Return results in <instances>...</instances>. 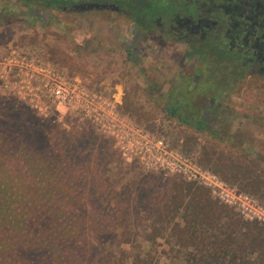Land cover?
I'll return each instance as SVG.
<instances>
[{
    "label": "rangeland",
    "instance_id": "1",
    "mask_svg": "<svg viewBox=\"0 0 264 264\" xmlns=\"http://www.w3.org/2000/svg\"><path fill=\"white\" fill-rule=\"evenodd\" d=\"M61 15L57 17L61 21L54 24L33 26L19 18L14 25L0 27V62L12 58L14 50L36 53L38 59L67 71L102 97L107 126L116 117L118 124L132 122L155 138H165L171 149L194 157L233 193L250 197L253 208L261 212L264 75L237 82L234 91L225 97L222 112H226L231 123L229 131L243 139L244 145L225 144L207 131L182 124L165 110L163 94L184 66L194 63V59L184 58V44L149 41L146 47H132L134 33L128 17L107 12L81 18ZM138 48L149 56L132 59L129 51ZM196 62L205 67L201 61ZM219 73L227 81V71ZM153 81L163 86L162 92H152ZM45 104L42 111L32 108L0 80V119L5 122L12 117L9 108L15 106L23 117L32 115L38 120L51 139L49 147L69 165L71 187L83 170L78 179L83 190L76 194L69 189L67 201L73 204L72 212L84 213L86 231H94L99 223L106 231H115L111 264H196L206 252H211L210 264H214V256L219 250L224 251L216 248L218 237L222 246H231L227 247L230 256L236 252L241 258L246 251L256 248L254 257L261 260L263 219L246 217L195 181L145 170L136 159H127L116 138L105 132L102 124L50 99H45ZM3 133L15 135L9 129ZM247 152L252 160L244 156ZM208 157L211 165L206 161ZM36 161L35 170L43 166L44 160L37 157ZM194 195L204 203L203 213L198 216L185 211ZM117 226L122 229L117 230ZM118 231L122 234L116 236Z\"/></svg>",
    "mask_w": 264,
    "mask_h": 264
},
{
    "label": "trees",
    "instance_id": "2",
    "mask_svg": "<svg viewBox=\"0 0 264 264\" xmlns=\"http://www.w3.org/2000/svg\"><path fill=\"white\" fill-rule=\"evenodd\" d=\"M7 14L5 11L1 15ZM226 52L228 50L221 54ZM198 60L204 68L199 67L196 60L193 65H185L172 87L163 94L165 110L186 126L207 131L225 144L243 146V139L229 131L231 123L226 112H222L225 97L234 91L237 82L244 80L239 73L242 65L233 66L223 56L214 54L211 44L201 47ZM221 70L227 71V81L219 73ZM150 86L152 92L163 90L158 82L153 81ZM9 112L12 117L5 122L0 119V264H111L115 231H106L102 223L95 226L94 231H86L84 213L72 212L73 204L67 201L69 189L76 194L83 190L78 185L82 183L78 179L83 170L75 182L72 180L71 187L67 176L69 165L49 147L51 139L41 129L42 124L32 115L23 117L15 106L10 107ZM8 129L18 137L5 135L3 131ZM62 137L69 138L68 135ZM244 156L249 160L253 158L249 152ZM37 157L44 161L43 166L35 170ZM206 161L211 165L210 157ZM203 205L194 195L185 211L198 216L203 213ZM185 214L182 215L187 217ZM219 240L220 237L216 248L224 251L219 250L214 256V264H264V254L261 260L254 257L256 248L239 258L236 252L230 256L228 248L231 246H222ZM211 257V252H206L196 264H210Z\"/></svg>",
    "mask_w": 264,
    "mask_h": 264
},
{
    "label": "flooded vegetation",
    "instance_id": "3",
    "mask_svg": "<svg viewBox=\"0 0 264 264\" xmlns=\"http://www.w3.org/2000/svg\"><path fill=\"white\" fill-rule=\"evenodd\" d=\"M103 12L128 17L132 47L176 42L186 46L185 59L198 60L201 47L211 44L214 54L242 65L243 79L264 75V0H0V27L19 18L42 26L54 24L61 14L81 18ZM20 51L13 52L37 55ZM129 54L134 60L149 56L139 48Z\"/></svg>",
    "mask_w": 264,
    "mask_h": 264
},
{
    "label": "built area",
    "instance_id": "4",
    "mask_svg": "<svg viewBox=\"0 0 264 264\" xmlns=\"http://www.w3.org/2000/svg\"><path fill=\"white\" fill-rule=\"evenodd\" d=\"M12 54V58L0 62V80L6 88L22 96L32 108L42 111L47 107L45 99H50L58 106L75 110L97 124H102L104 131L116 138L119 149L127 159H136L145 170L161 171L166 175H179L195 181L209 188L215 198L234 206L246 217L254 219L256 216L264 221V208L260 207L261 212L254 209V201L250 197L233 193L194 157L171 149L165 138H155L148 130L132 122L118 124L116 117H112L107 126L104 123L102 97L71 77L67 71L46 64L36 55Z\"/></svg>",
    "mask_w": 264,
    "mask_h": 264
},
{
    "label": "water",
    "instance_id": "5",
    "mask_svg": "<svg viewBox=\"0 0 264 264\" xmlns=\"http://www.w3.org/2000/svg\"><path fill=\"white\" fill-rule=\"evenodd\" d=\"M98 6V5H97Z\"/></svg>",
    "mask_w": 264,
    "mask_h": 264
}]
</instances>
